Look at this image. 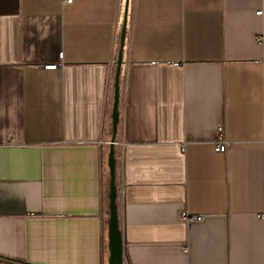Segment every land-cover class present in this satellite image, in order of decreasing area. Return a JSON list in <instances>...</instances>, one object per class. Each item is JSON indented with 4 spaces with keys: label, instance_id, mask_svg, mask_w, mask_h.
Returning <instances> with one entry per match:
<instances>
[{
    "label": "crops",
    "instance_id": "obj_1",
    "mask_svg": "<svg viewBox=\"0 0 264 264\" xmlns=\"http://www.w3.org/2000/svg\"><path fill=\"white\" fill-rule=\"evenodd\" d=\"M126 3L0 0L1 264H109ZM127 14L124 264H264V0H129Z\"/></svg>",
    "mask_w": 264,
    "mask_h": 264
},
{
    "label": "water",
    "instance_id": "obj_2",
    "mask_svg": "<svg viewBox=\"0 0 264 264\" xmlns=\"http://www.w3.org/2000/svg\"><path fill=\"white\" fill-rule=\"evenodd\" d=\"M126 14L121 32V42L119 55L117 60L116 76L114 83V103H113V138L111 141V148L109 154V169H110V190H109V223H108V246H109V264H124V241L122 230L119 223L118 213V188L116 184L117 179V159H116V135L120 121V77L122 73V65L124 58V48L127 34V18H128V4L127 0Z\"/></svg>",
    "mask_w": 264,
    "mask_h": 264
},
{
    "label": "built area",
    "instance_id": "obj_3",
    "mask_svg": "<svg viewBox=\"0 0 264 264\" xmlns=\"http://www.w3.org/2000/svg\"><path fill=\"white\" fill-rule=\"evenodd\" d=\"M263 11H258V14H262ZM58 64H47V68H56ZM231 142L226 138L223 127L219 129V139L218 144L215 148L218 153H226L230 148ZM260 216L264 217V214H260ZM182 218L184 220H202L203 214L189 212L188 210H184L182 212Z\"/></svg>",
    "mask_w": 264,
    "mask_h": 264
},
{
    "label": "rangeland",
    "instance_id": "obj_4",
    "mask_svg": "<svg viewBox=\"0 0 264 264\" xmlns=\"http://www.w3.org/2000/svg\"><path fill=\"white\" fill-rule=\"evenodd\" d=\"M120 141H118L117 143H116V145H115V147H116V150L117 151H120L121 150V144L119 143ZM107 182L109 183V174L107 175ZM108 190H109V188H108ZM108 197V196H107ZM107 200H108V198H107ZM1 264V263H0Z\"/></svg>",
    "mask_w": 264,
    "mask_h": 264
},
{
    "label": "trees",
    "instance_id": "obj_5",
    "mask_svg": "<svg viewBox=\"0 0 264 264\" xmlns=\"http://www.w3.org/2000/svg\"><path fill=\"white\" fill-rule=\"evenodd\" d=\"M115 76H116V73H115ZM120 82H121V77H120ZM114 101V100H113ZM114 103V102H113ZM112 127H113V122H112Z\"/></svg>",
    "mask_w": 264,
    "mask_h": 264
}]
</instances>
